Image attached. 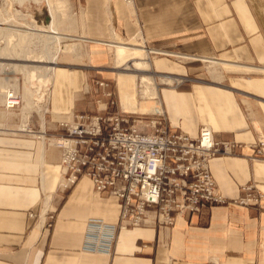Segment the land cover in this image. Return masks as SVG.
Returning <instances> with one entry per match:
<instances>
[{"label": "crops", "instance_id": "obj_1", "mask_svg": "<svg viewBox=\"0 0 264 264\" xmlns=\"http://www.w3.org/2000/svg\"><path fill=\"white\" fill-rule=\"evenodd\" d=\"M52 3L63 44L43 114L33 110L26 118L32 129L56 136L58 125L76 115L117 113L107 95L119 73L116 42L138 38L154 71L177 77L166 76L175 86L158 96L171 131L196 138L206 125L218 141L252 144L264 138V127L255 128L239 103L240 95L257 103L264 125V0ZM204 59L241 71H226L225 83L209 82L198 76ZM0 108V264H264V201L215 206L178 216L170 226L159 225L150 211L143 226L119 229V201L96 192L87 177L63 187L60 151L20 133L23 119L14 124L3 115L9 109ZM238 152L240 157L210 160L217 187L229 199L250 184L264 195V153L251 161L252 148ZM113 229L108 249L89 245Z\"/></svg>", "mask_w": 264, "mask_h": 264}, {"label": "built area", "instance_id": "obj_2", "mask_svg": "<svg viewBox=\"0 0 264 264\" xmlns=\"http://www.w3.org/2000/svg\"><path fill=\"white\" fill-rule=\"evenodd\" d=\"M21 101L18 90H12L1 105L14 109ZM148 127L139 129L130 114L119 112L76 115L58 125L56 136L34 130L28 123L19 132L60 151L63 187L87 177L96 192L115 197L120 206L119 229L143 226L150 211L155 212L159 225L170 226L178 216L215 206L263 204L264 195L251 184L241 187V196L225 197L210 173L211 159L232 156L243 145L216 140L209 127H201L196 138L171 131L160 119L148 122ZM248 147L258 149L257 145ZM114 230L103 236L99 233L96 240L100 243L89 245L108 249Z\"/></svg>", "mask_w": 264, "mask_h": 264}, {"label": "rangeland", "instance_id": "obj_3", "mask_svg": "<svg viewBox=\"0 0 264 264\" xmlns=\"http://www.w3.org/2000/svg\"><path fill=\"white\" fill-rule=\"evenodd\" d=\"M47 12L46 2L45 0H0V24L1 27L7 28L0 31V107H3L1 104L4 100V93L10 91H17L21 95V103L19 107L14 109H9V111H4L5 114L8 115V119L14 120V124H18L20 120L23 119V123H26L27 116L33 111H36L37 104L34 102L35 105L30 104V100L28 101V105L24 108L23 101L25 99V89L27 86H31V82L29 85L26 83V79L29 77L30 72V65L24 60H37L39 64H34L39 67L34 72H36L38 76L40 72L42 73L43 69L41 66L49 55H54L55 52L58 51V44L53 39L47 38H40L38 37L34 30L30 29L32 27V20L38 23V25H45L43 21V15ZM54 16V23L56 24V14ZM12 24V26H11ZM9 25V26H8ZM22 25V26H21ZM10 27V28H9ZM22 27V28H21ZM17 29L19 32H11L9 29ZM29 30H28V29ZM22 29V30H21ZM27 29V30H24ZM63 40V39H62ZM141 42V41H140ZM61 44L62 41H61ZM143 43L141 42V45ZM6 49L3 51V49ZM148 55V54H147ZM140 61L139 59H129L126 63L122 64L119 67V73H127V74H134L136 78V97H137V106L141 107V105L145 104L148 100L143 95L145 91H154V87L157 93L156 98L153 100L156 104L160 103L158 100L159 90L165 88L167 86H175L174 81L171 78L160 74L154 71V69L150 66V70L148 72L136 70V62ZM218 61V60H217ZM210 63L209 60L204 59L203 61L199 62V72L198 76L206 79L209 82H223L225 72L228 71L224 69V67L220 64ZM149 63V60H148ZM38 70V71H37ZM42 70V71H41ZM241 71V70H240ZM38 72V73H37ZM117 70H115V74L113 78L109 81V89H110V99L113 101L114 111L124 112L130 114L136 120V123L141 128V130H149L148 122L153 120H161L164 125L167 126V118L165 112L160 105V110L158 112H134V109L125 110L122 108L119 98H118V91H117ZM35 74V73H34ZM117 76V78H116ZM174 76V75H173ZM172 78H177L173 77ZM193 76V75H191ZM180 78L181 83H187V79L190 78ZM246 76H250L247 74ZM145 77L148 78L153 82V86L147 85L146 82H142L141 78ZM38 77H35L32 81L39 82ZM36 79V80H35ZM173 82V83H172ZM40 83V82H39ZM49 88V87H48ZM45 90V89H44ZM48 90V89H47ZM240 105L243 109L245 117L247 120L252 123L255 128L264 127L261 118H257L258 112V104L249 99V97L240 95ZM1 111V108H0ZM129 111V112H128ZM137 111V110H136ZM21 113V116H17L16 113ZM33 113V112H32ZM161 113V114H159ZM17 120V121H16ZM21 124V125H22ZM168 127V126H167ZM202 127H209L203 125ZM4 127L0 125V129ZM260 142H263L261 145ZM241 144V143H240ZM244 148L245 146L249 145H257L258 149L254 150V153L251 155V161H257L260 159L264 153V138L261 137L257 139L252 144H241ZM240 152L236 151L232 157H240ZM217 157H226V156H217ZM62 173V172H61ZM44 202V201H43Z\"/></svg>", "mask_w": 264, "mask_h": 264}, {"label": "bare ground", "instance_id": "obj_4", "mask_svg": "<svg viewBox=\"0 0 264 264\" xmlns=\"http://www.w3.org/2000/svg\"><path fill=\"white\" fill-rule=\"evenodd\" d=\"M45 2H46L47 12H48L47 14L50 17L49 23L41 26V25H38L37 22L32 20V27L30 29L34 30L36 32L34 34H36L40 38L42 37V38H47V39H53L55 42H57L58 48L60 49L61 40L63 39V36L59 33L57 26L54 23V19H53L54 16L53 15L56 13L53 9V3H52V0H45ZM0 25L2 26V24H0ZM1 26H0V31L3 29H7V28L1 27ZM11 26H12V24H11ZM27 29H24V30H27ZM10 30H11V32H19L20 33V31L17 29L12 28V29H9V31ZM140 41H141L140 39L136 38V39H133L132 41H130L128 43H122L121 40H119V42H116V46H115L116 47V50H115L116 51V63L119 67L122 64L126 63V61H128L129 59H139L140 61L136 62L135 69L139 70V71H145V72H148L150 70L147 52L145 51V48L141 45ZM5 49H6V47L3 49V51ZM57 52H55L54 55L50 54L49 58H47L43 62V63H45V66H44V64L41 65V66H43L42 67L43 71L41 70L42 73L40 72V74L38 76H35L37 74L34 71L36 69H39V67L34 65V64L38 65L39 61H37V60H24L27 63H29L30 71H32V72H30L29 77L26 79L27 85H29V83L35 77H38L37 78L38 81L45 86V90H44L45 101L43 104H37V106L35 105L36 103L34 104V102L32 101V97L34 94L33 89L30 86L26 87L25 99L23 101V104H24L23 107L24 108L28 105V101L30 100V104L35 105L36 112L42 113L43 110L45 109L46 95L48 93L47 89H48L50 82H51L52 71H53L54 65L56 63ZM206 60H209L210 63H213V64H219V62L216 59H206ZM220 64L224 67V69H226L228 71H239L240 70L239 65H236V64L227 63V62H220ZM141 80H142V82H146L147 85L153 86V82L151 80H149L148 78L142 77ZM117 91H118L119 102H120L122 108L125 110L134 109L133 113H136V112H143V111L158 112L161 109L160 103L156 104L153 101L157 96L155 87H154L153 92L145 91L143 93V95L147 98L148 101L145 104L141 105V107L137 106L136 78H135L134 74H127V73H122V72L119 73L118 78H117ZM7 92H5V93L7 94ZM5 93L3 95V97H4L3 102L5 101V95H6ZM159 114H161V113H159ZM24 125H25V123L22 124L21 126H19L18 128L23 129ZM53 174H54V176H57V172H54ZM63 178H64V175H63ZM49 204H50L49 199H46L45 204H44V211H46L48 209Z\"/></svg>", "mask_w": 264, "mask_h": 264}, {"label": "water", "instance_id": "obj_5", "mask_svg": "<svg viewBox=\"0 0 264 264\" xmlns=\"http://www.w3.org/2000/svg\"><path fill=\"white\" fill-rule=\"evenodd\" d=\"M43 21H44L45 25L49 23L50 17L48 14L44 13ZM31 86H32L33 93H34L33 94V101L36 104H43L45 101V98H44L45 86L39 82H36V81H31Z\"/></svg>", "mask_w": 264, "mask_h": 264}]
</instances>
